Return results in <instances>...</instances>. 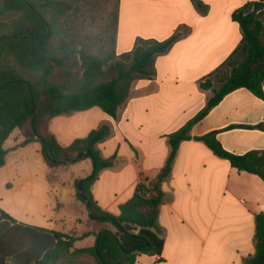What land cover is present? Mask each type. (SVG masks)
<instances>
[{
    "label": "crops",
    "instance_id": "crops-1",
    "mask_svg": "<svg viewBox=\"0 0 264 264\" xmlns=\"http://www.w3.org/2000/svg\"><path fill=\"white\" fill-rule=\"evenodd\" d=\"M201 1L205 6L202 13L191 0H120L117 56L132 51L139 38L164 41L176 34L178 40L168 53L156 58L153 79L133 82L117 119L95 106L58 115L49 123L50 132L64 147L103 124L112 126V135L99 149L105 158L115 156V165L103 170L91 186L94 200L104 211L118 215L120 205L134 195L140 171L143 178H150L164 167L170 154L168 135L204 108L211 91L202 89L200 83L242 40L233 13L250 2L264 4V0ZM258 13L264 22V7ZM258 124H264V100L240 88L194 125L193 138L179 146L172 172L163 184L165 197L159 211L162 253H141L135 264H243L255 253V216L264 213V181L239 172L194 137L215 132L224 149L243 155L264 150V131L242 127ZM15 132L16 139L6 147ZM15 132L4 143L9 152L0 168V208L23 223L18 216V195L24 194L22 202L32 200L36 165L41 168L50 201L47 207L55 213L60 210L47 179L49 168L40 143L20 146L24 137ZM133 148L139 151V160ZM85 161L72 165L68 172L75 177L78 165L79 171L86 172ZM7 201L15 205L9 206ZM26 225L70 234L64 227ZM72 230L79 231L77 223Z\"/></svg>",
    "mask_w": 264,
    "mask_h": 264
},
{
    "label": "trees",
    "instance_id": "trees-1",
    "mask_svg": "<svg viewBox=\"0 0 264 264\" xmlns=\"http://www.w3.org/2000/svg\"><path fill=\"white\" fill-rule=\"evenodd\" d=\"M77 1L0 0V168L5 165L9 152L4 143L16 130L24 137L20 146L40 143L51 185L58 182L61 172L90 159L92 173L76 179L75 185L78 200L87 207L78 190V182L83 180L84 194L92 207L91 213L88 212L93 228L77 237L18 223L0 208V264H135L141 253L160 255L163 240L159 211L165 197L163 184L172 172L181 143L193 138L194 125L229 93L247 88L264 100V22L258 13L264 4L250 2L233 13V20L242 31L240 44L200 83L202 89L212 92L206 105L184 126L168 135L170 154L164 167L150 178H143L140 171L141 180L134 195L120 205L118 215L104 211L94 200L91 186L103 170L115 165L116 157L105 158L99 149V144L112 135V126L103 124L64 147L50 132L49 123L58 115L95 106L117 119L133 82L153 79L156 58L168 53L179 37L175 34L164 41L139 38L132 51L117 56V3L113 49L95 53L88 43L81 42V48L75 51L72 45L80 41L67 18L77 12L74 9ZM191 1L204 12L201 0ZM75 52L79 56L74 61L69 54ZM70 61L71 66H80V76L65 68ZM62 69L63 80L58 82L55 77ZM242 127L264 131V124ZM194 139L204 142L239 172L256 175L264 181V150L243 155L231 153L224 149L215 132ZM133 150L139 160V151ZM78 155L86 157L78 161ZM89 236L95 237L94 245L76 247L77 241ZM243 264H264V213L255 216V253Z\"/></svg>",
    "mask_w": 264,
    "mask_h": 264
},
{
    "label": "rangeland",
    "instance_id": "rangeland-1",
    "mask_svg": "<svg viewBox=\"0 0 264 264\" xmlns=\"http://www.w3.org/2000/svg\"><path fill=\"white\" fill-rule=\"evenodd\" d=\"M117 3L119 17L120 0H78L76 2L74 9L76 8L77 12H73L70 14L72 16L67 18L68 23L74 27L77 41H80L72 45L75 51H79L81 48L79 43L81 42L88 43L91 46V50L95 53L108 52L113 49L112 42L115 37L113 21ZM117 35L118 28L116 41ZM69 56L71 60L75 61L79 53H70ZM71 63L72 61L68 62L65 68L70 70L74 75L80 76L82 73L80 66H71ZM63 69L60 70V73L55 77V80L58 82H62L63 80L61 76ZM72 90H75V88H72ZM17 135L18 132H15L9 138L6 147L16 139ZM84 165L86 166V172L79 171V165L74 167L75 177L85 176L86 173L87 175L92 173L94 167L91 160L87 159ZM40 173L41 168L36 165V189L32 200L29 203L22 202L24 194L18 195L19 202L17 203V210L20 220L25 224L31 225L45 224V226H55L57 228L64 227L66 232L77 237L91 231L93 222L90 220L87 207L80 202L76 196V178L74 175H71L67 170L63 171L60 173L58 182L51 185L53 188L52 192L56 195L58 210H60L55 213L51 211V206L47 207L50 201L45 192V183ZM7 204H9V206L12 204L15 205V203H11L10 201H7ZM18 206L21 207L19 208ZM54 207H56L55 204ZM74 223H77L79 229L77 232L72 230ZM95 240L94 236H89L83 240L77 241L75 245L79 248L88 247L94 245Z\"/></svg>",
    "mask_w": 264,
    "mask_h": 264
},
{
    "label": "water",
    "instance_id": "water-1",
    "mask_svg": "<svg viewBox=\"0 0 264 264\" xmlns=\"http://www.w3.org/2000/svg\"><path fill=\"white\" fill-rule=\"evenodd\" d=\"M32 111L34 112V105H33V107H32ZM85 157H86L85 155H78L77 158H76V160L79 161V160H81V159H84ZM82 184H83V180H80V181L78 182V190H79V193H80L81 197H82V198L84 199V201L86 202L89 212L91 213V211H92V207H91V204H90L89 200L86 198V196H85V194H84V189H83Z\"/></svg>",
    "mask_w": 264,
    "mask_h": 264
}]
</instances>
